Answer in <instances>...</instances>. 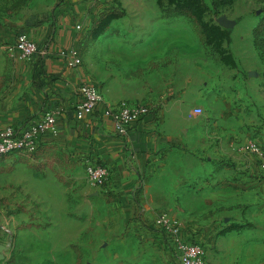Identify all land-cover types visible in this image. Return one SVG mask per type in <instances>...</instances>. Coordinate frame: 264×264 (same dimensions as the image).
I'll list each match as a JSON object with an SVG mask.
<instances>
[{"label":"rangeland","instance_id":"rangeland-1","mask_svg":"<svg viewBox=\"0 0 264 264\" xmlns=\"http://www.w3.org/2000/svg\"><path fill=\"white\" fill-rule=\"evenodd\" d=\"M62 1L0 0V19H43ZM135 2L143 6H135ZM122 3L114 0L118 7L114 6L113 12L104 8L96 23L106 20L97 29L102 31L100 41L116 34L125 38L139 34L144 42L136 54L116 56L115 61L128 59L131 65H143L146 74H152L157 91L171 84L181 90L183 109L195 115L194 130L203 128L202 135H208L212 145L217 137H222L225 145L233 139L243 144L248 138L264 145V56L255 48L253 34L264 18V0H128L129 8ZM222 15L237 21L231 29V43L226 28L217 21ZM113 18L122 20L111 24ZM94 23L88 24L84 35L93 33ZM110 46L109 53H120L117 46ZM196 107L202 108V114H195ZM196 145L193 141L185 159L172 156L173 166L170 164L165 173H183L179 163L184 160L192 169L200 160L212 162V158L193 149ZM31 154L16 152L0 159V243L5 247L1 264H178L175 253L164 243L152 239L146 230L145 236L136 231L142 226L147 229L159 213L155 205L149 204L139 222L138 204V213L129 216L126 205L109 196L105 186L97 187L87 180L85 167L76 171L57 165L48 168L31 159ZM219 163L231 168L230 164L236 162L224 154ZM223 173L230 177L229 171ZM200 181L192 182V197L184 202L187 222L191 223L187 227L200 233L206 229L211 234L209 264H249L244 256L247 247L235 263L225 254L216 255L219 236L230 226L225 222V209H231L228 202L212 201L205 206L198 194L209 188L214 178L207 176ZM154 198L156 204L170 203L167 194ZM246 203H241L245 215ZM205 208L209 215L203 219L200 215ZM235 213L231 219H238ZM247 221L243 219L242 223ZM249 235L240 234L236 243L249 244L258 234ZM223 244L228 247L230 241ZM249 253L258 256L257 264H264L263 247Z\"/></svg>","mask_w":264,"mask_h":264},{"label":"crops","instance_id":"crops-1","mask_svg":"<svg viewBox=\"0 0 264 264\" xmlns=\"http://www.w3.org/2000/svg\"><path fill=\"white\" fill-rule=\"evenodd\" d=\"M120 1L123 7L129 8L128 0ZM114 6L118 7L114 0H63L56 3L50 15L43 19L31 16L22 20L0 19V131L9 125L26 126L41 113L56 111L59 134L43 135L36 153L30 155L31 159L48 168L57 165L73 171L80 170L88 162L107 166L110 171L104 185L107 194L121 200L129 216L137 211V204L147 210L151 204L155 205L157 212H166L185 224L188 214L184 202L193 194L190 185L204 177H213V184L201 190L198 199L205 206L212 201L228 202L227 207L231 209H225V222H230V226L219 236L216 255L225 254L231 258V263L233 259L235 263L247 247L244 256L249 264H257L258 256L250 255L249 251L264 248V170L260 167L259 158L243 151L240 148L242 143L235 139L225 145L223 138L217 137L212 145L210 137L202 135L205 133L203 128L194 130L192 116L195 115L183 109L185 101L181 90L171 84L157 91L152 74H146L143 65L138 62L131 65L128 59L115 61L116 56L136 54L143 46L142 35L125 38L116 34L103 41H100L102 33L84 35L88 24L93 21L96 24L103 11ZM135 6L142 7L143 4L135 2ZM117 19L122 20L113 18L111 24ZM22 32L38 45L37 53L30 60L13 57L7 49ZM110 44L117 46L120 53H109ZM70 48L80 52L82 62L76 67L68 66L59 54L61 50ZM84 83L99 87L104 101L95 112L80 119L76 105L80 86ZM119 102H141L153 108L134 123L126 135L121 136L115 131L113 119L104 114L107 104ZM219 130L223 131V128ZM193 141L197 143L193 149L213 161L200 160L192 169L191 163L184 160L179 163L183 173L166 174L170 164L173 166L172 156L185 159V155L190 154ZM224 154H229L236 162L230 164L231 168H224L219 163ZM225 170L229 171L230 177H224ZM203 184L200 183L207 186ZM156 194H167L170 203L156 204ZM243 202H249L246 203L247 215L241 205ZM234 213L238 219H231ZM208 215L205 208L200 217L205 219ZM243 219L248 223H242ZM188 225L191 223L185 224ZM237 226L240 228H235ZM202 233L207 246L212 248L208 240L211 234L206 229ZM240 234H250V237L258 234V237L255 236L249 244L240 245L236 243ZM228 241L230 246L225 247L223 243Z\"/></svg>","mask_w":264,"mask_h":264},{"label":"built area","instance_id":"built-area-1","mask_svg":"<svg viewBox=\"0 0 264 264\" xmlns=\"http://www.w3.org/2000/svg\"><path fill=\"white\" fill-rule=\"evenodd\" d=\"M79 28V27H78ZM9 53L20 60L32 59L38 51L37 43L27 33H19L13 45L7 47ZM60 56L70 67H76L82 60L78 49L70 48L60 51ZM80 98L76 105L78 118L96 111L104 101L99 87L91 83H84L79 89ZM195 114H202V108L196 107ZM150 113V107L144 104H128L119 102L107 104L104 114L114 121L115 131L118 135H126L130 127ZM45 134L57 136L59 134L58 114L56 111H45L26 126L9 125L0 131V159L12 153H34L37 151L41 138ZM243 151L256 155L260 167L264 170V145L255 138H248L240 145ZM87 180L94 186H104L110 176L107 166L88 162L85 166ZM147 209L140 208V221ZM142 226L141 224H139ZM150 235L155 241L159 240L166 245L178 259V264H209L208 248L203 241L202 233L192 230L185 224L170 216L166 212L154 215L152 222L137 227L140 235ZM149 231H151L150 234Z\"/></svg>","mask_w":264,"mask_h":264},{"label":"trees","instance_id":"trees-1","mask_svg":"<svg viewBox=\"0 0 264 264\" xmlns=\"http://www.w3.org/2000/svg\"><path fill=\"white\" fill-rule=\"evenodd\" d=\"M115 10V8L109 10L110 12H113ZM102 16V14H101ZM112 17V16H111ZM106 22V20L103 18L101 20H99V23L98 25L96 26L95 24V28H94V31L93 33H90V35H97L99 33H101L102 31H98L97 29L100 27V26H104V23ZM97 23V22H96ZM226 33H227V39H228V42L231 43V29H228L226 28ZM253 34H254V45H255V48L257 49V51L260 52V56H264V18H262L258 24L256 25V27L254 28L253 30ZM36 153V152H34ZM32 153V154H34ZM235 228H240L239 226L235 227Z\"/></svg>","mask_w":264,"mask_h":264},{"label":"water","instance_id":"water-1","mask_svg":"<svg viewBox=\"0 0 264 264\" xmlns=\"http://www.w3.org/2000/svg\"><path fill=\"white\" fill-rule=\"evenodd\" d=\"M217 21L223 25L225 28H228V29H232L237 21L235 19H230L228 18L226 15H222L220 16ZM4 245L2 243H0V264H1V261L4 260L5 256L3 255V251H4Z\"/></svg>","mask_w":264,"mask_h":264}]
</instances>
